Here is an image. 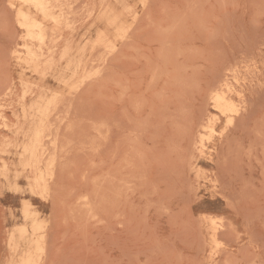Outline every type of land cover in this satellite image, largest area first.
<instances>
[{"label":"rangeland","instance_id":"374dc122","mask_svg":"<svg viewBox=\"0 0 264 264\" xmlns=\"http://www.w3.org/2000/svg\"><path fill=\"white\" fill-rule=\"evenodd\" d=\"M101 1L69 0L75 16L67 37L75 41L74 52L86 51L84 63L98 60L105 51L92 49L98 34L114 33L97 18ZM110 2L122 13L123 25L129 27L127 37L108 56L101 75L104 78L67 96L64 112L61 109L55 117V127L66 146L67 154L62 159L66 164L59 169L64 175L58 170L54 179L60 182H52V187L59 183L53 190L55 194L51 192L53 200L50 194L43 201L31 193L26 174L17 172V146L23 138L7 125L18 123L22 81L36 93L67 95V87L57 78L70 74H65L66 61L61 62L57 73L48 70L41 77L18 59L24 56V33L10 0H0V89L11 82L13 88V94L0 101V264H18L20 255L28 249V241L19 239L17 233L22 225L31 229V222L22 218L25 203L32 205L38 219L46 224L45 235L49 238L46 253L35 255L36 264H264V146L257 145L259 139L264 145V0ZM135 14L136 20L132 19ZM16 49L23 53L13 54ZM61 52L62 48L55 49L56 57ZM224 75L233 91L244 93L243 101H238L244 109L240 108L235 125L226 124L208 91ZM71 77L70 81L76 80ZM200 120H206V128ZM227 126L231 128L226 130ZM199 134L202 144H206L205 155L198 154L190 144ZM67 135L72 140H66ZM254 141L259 151L252 147ZM3 143L8 145L3 147ZM122 150L126 157H116ZM243 151H254L251 153L257 159ZM135 155L140 160L134 159ZM192 155L196 156L194 160ZM115 158L119 163L122 159L127 168L117 165ZM130 158L137 164H131ZM4 162L9 166L6 176L2 174ZM111 162L117 169L110 167ZM107 167L112 173L115 169L119 172L112 177L120 179L119 186L117 180L107 181L112 175ZM108 187H119L125 196L117 190L119 196L116 192L114 197L116 193ZM80 196L95 197L96 202L90 200L91 205L96 203L91 210L95 211L96 206L95 213L86 212ZM206 218H217L223 225L217 242H213V229Z\"/></svg>","mask_w":264,"mask_h":264},{"label":"bare ground","instance_id":"6f19581e","mask_svg":"<svg viewBox=\"0 0 264 264\" xmlns=\"http://www.w3.org/2000/svg\"><path fill=\"white\" fill-rule=\"evenodd\" d=\"M94 1V0H92ZM148 0H142V4H146ZM9 2V1H8ZM73 2V0H72ZM81 2V1H80ZM84 2V1H83ZM86 3V2H85ZM93 3V2H92ZM96 3V2H95ZM119 3V2H118ZM124 3V1H123ZM9 4V3H8ZM10 6H12V8L14 9V11L16 12V20L18 25L21 27L23 33H24V40H25V44H24V53L21 52L20 50H13L14 53L13 54H21L23 53L24 56H18V59L23 62L26 66L30 67V69L40 75L41 77H44L46 75V72L49 70L54 71V72H58L61 62L66 61V69H65V74L66 72H68L70 75H68V77L63 78L62 74L57 78L58 81L62 82L64 84L65 87H67L68 93L67 95L64 94H60L57 92H52V93H36V91L33 90V88L29 85V83L22 81V86L24 87L22 95H19L21 98V112L20 114L16 115L17 119H18V123H13L12 125L9 123V125H7L9 128L12 127V131L14 132L15 135H20L23 138V142L21 144H19L18 147V154L20 157V167L18 168L17 172L19 173H24L26 174V178L27 181L29 183V187H30V191L32 194L36 195L37 197L44 199L43 201H45L46 199L50 198V194L53 190H55L54 188L58 187L59 183L56 185H54V187H52V182H60L58 180H54L56 178V176L58 175V170L60 169V167H62L63 165H65L66 163L64 162V159L66 156L64 155L67 151H66V146L64 144H62V141L60 139L59 136V131L58 129L55 127V117L59 114L60 110L65 106V101L67 100V96H73L74 94H78L81 92V90H83V88L88 85L91 81H96V80H101L100 77L104 78L101 75L103 73V69H105L104 67L106 62L108 61V56L114 54L117 50L118 47V43L122 40H124L127 37V29L123 23H122V13L118 12L115 7L113 6L112 2H110V0H102L100 3V7L98 8V19L103 22L105 24V26L108 28V30H112L114 31L113 35L112 34H108L107 32H100L98 34L97 40L95 41V43L92 46V49L95 50H102L104 49V53L100 56V58L97 60H94L91 62H86L84 63L83 57L85 56L86 51H80V52H74L73 51V46H72V41H70V39L67 37V32L70 31L73 27V21L72 18L75 16L73 15L72 8H71V4L69 2V0H10ZM79 5V3H78ZM118 5V4H117ZM126 5V4H125ZM122 6H124L122 4ZM87 7V6H86ZM85 7V8H86ZM96 9V6H94ZM126 7V6H125ZM143 7V6H142ZM11 8V9H12ZM74 8V7H73ZM77 8V5H76ZM92 7L90 6L89 9H91ZM94 9V10H95ZM13 11V13H14ZM86 11V10H85ZM126 11V10H125ZM85 13V12H84ZM88 13V11H87ZM83 14V13H82ZM94 14V13H93ZM73 15V17H72ZM86 15V13H85ZM88 16V14H87ZM85 16V17H87ZM124 16V15H123ZM127 16V15H126ZM124 16V17H126ZM81 17V16H80ZM79 17V18H80ZM76 18V17H75ZM74 18V19H75ZM78 18V17H77ZM138 17L136 16V14L134 15V17L132 19L136 20ZM79 20V19H78ZM87 20V19H86ZM81 21V20H80ZM79 21V22H80ZM88 23V22H87ZM128 23V22H126ZM75 25V24H74ZM132 25V24H131ZM92 26V25H91ZM19 28V27H18ZM20 29V30H21ZM78 30V29H77ZM17 33V32H16ZM82 34V33H80ZM91 34V33H90ZM21 36V35H20ZM23 37V36H22ZM83 38V37H82ZM17 39V38H16ZM20 39V37H19ZM88 39V38H87ZM75 40V39H74ZM18 42V40H17ZM75 42V41H73ZM81 43V42H80ZM85 43V42H84ZM16 42L14 43V46ZM23 44V43H22ZM84 45V44H83ZM82 45V46H83ZM18 46V45H17ZM90 46V45H89ZM57 48H62V52L60 53L59 56L56 57L55 54V49ZM86 48V47H85ZM84 48V49H85ZM92 53V52H91ZM90 57V56H89ZM111 57V56H110ZM93 58V56L91 57ZM88 59V61H90ZM96 61V62H95ZM96 64V65H95ZM233 68V67H232ZM106 71V70H104ZM231 73V72H230ZM69 76H72L71 78H74L76 80H69ZM32 77V76H31ZM225 77V75H224ZM231 77V76H230ZM254 76H252L253 79ZM26 78V77H25ZM221 78V77H219ZM228 77H225L224 79H222L220 82H218L215 86H213L209 91L210 94V99L211 101L214 103V107L216 109V111L219 113L220 116L226 118V124L227 125H235L234 121L237 119L236 116H239L240 114V108H241V104H238L241 101H243V97H244V93L241 90H232L231 88H233V86H231L228 82ZM256 78V77H255ZM249 79V78H248ZM220 80V79H218ZM9 81H11V79H9ZM253 81V80H252ZM100 82V81H99ZM216 83V82H214ZM251 83V82H250ZM7 85L9 83H6ZM57 84H60L59 82H57ZM99 84V83H98ZM12 82L10 85L6 86L7 88H3L2 90L0 89V92L3 91L2 93H0V101L5 98V97H9L11 96V94H13V88L11 87ZM90 85V84H89ZM92 85V84H91ZM90 85V86H91ZM214 85V84H213ZM21 86V85H20ZM89 86V87H90ZM4 87V86H3ZM88 87V86H87ZM231 87V88H230ZM38 88V87H37ZM52 88V87H51ZM92 88V87H91ZM243 88V87H242ZM42 89V88H40ZM38 90V89H37ZM84 90H86V88H84ZM21 91V90H18ZM88 91V89H87ZM86 92V91H85ZM18 93V92H17ZM17 95V94H16ZM15 95V97H16ZM208 95V93H207ZM18 97V96H17ZM14 98V97H11ZM28 98H30V101L27 102ZM70 98V97H69ZM9 99V98H8ZM11 100V99H10ZM19 100V97H18ZM80 100V99H79ZM76 101V100H75ZM246 101V100H244ZM4 102V101H3ZM15 102V101H14ZM70 103V101H69ZM245 104H247L246 102H244ZM244 105V104H243ZM8 106V105H6ZM13 107V106H12ZM239 107V108H238ZM70 109V108H69ZM73 109V108H72ZM244 109V108H241ZM63 111V109H62ZM73 111V110H72ZM64 112V111H63ZM82 112V111H81ZM76 113V112H75ZM74 112H72L70 115H73ZM242 114V113H241ZM64 115V114H63ZM211 115V114H210ZM68 116V115H67ZM80 116V115H79ZM82 116V115H81ZM209 116V115H208ZM213 115H211L212 118ZM5 118L8 116H4ZM3 117V118H4ZM214 117V116H213ZM216 117V116H215ZM241 117V115H240ZM70 118V116H69ZM207 118V117H206ZM210 118V116H209ZM210 118V119H211ZM1 119V118H0ZM10 119V118H9ZM8 119V121H9ZM59 119V118H58ZM85 119V118H84ZM216 119V118H215ZM4 120V119H2ZM1 120V121H2ZM67 120V118H66ZM74 120V119H73ZM207 120V119H206ZM205 120V121H206ZM57 121V120H56ZM201 121V120H200ZM199 121V122H200ZM203 121V120H202ZM202 128H206L207 126L205 124H203L205 121H203ZM212 121V119H211ZM220 121V118H219ZM218 121V122H219ZM6 122V121H5ZM3 122V123H5ZM11 122V121H10ZM198 122V123H199ZM209 124L211 123L210 121H208ZM208 122L206 124H208ZM58 123V122H57ZM197 123V124H198ZM2 124V123H1ZM87 124V123H86ZM212 124V123H211ZM214 124V122H213ZM225 124V125H226ZM4 124H2L3 126ZM60 125V124H59ZM72 125V124H71ZM5 126V125H4ZM11 126V127H10ZM66 126V125H64ZM85 127V125H83ZM104 126V125H102ZM210 126V125H209ZM208 126V127H209ZM212 126V125H211ZM99 127V125L97 126ZM105 127V126H104ZM110 127L109 125H107V129L109 130ZM228 127V126H227ZM234 127V126H233ZM72 129H76L73 127H69ZM95 128V127H94ZM115 128V127H114ZM210 128V127H209ZM226 128V126L224 127ZM231 127H228L226 130H228ZM8 129V128H6ZM67 129V128H66ZM85 129V128H84ZM96 129V128H95ZM101 129V128H99ZM104 129V128H103ZM111 129V127H110ZM211 129H214L211 127ZM71 130V129H70ZM77 130V129H76ZM106 130V128H105ZM107 130V131H108ZM112 130V129H111ZM66 131V130H64ZM98 131V129H97ZM96 130L95 132L98 133ZM113 131V130H112ZM225 131V130H224ZM223 131V132H224ZM75 132V131H73ZM85 132V131H84ZM89 132V131H88ZM86 132V134L88 133ZM222 132V133H223ZM65 133V132H64ZM69 133V131H68ZM72 133V131H71ZM104 133V132H103ZM199 133V132H198ZM215 133V132H214ZM226 133V132H225ZM264 133V132H263ZM93 134V133H92ZM99 134V133H98ZM105 134H108V132H105ZM112 134V133H111ZM224 134V133H223ZM262 134V132H261ZM13 135V134H12ZM76 135V133H75ZM91 135V134H90ZM89 135V136H90ZM104 135V134H103ZM200 135V134H199ZM213 135V134H212ZM4 136V134H3ZM2 136V138H4ZM70 136V135H69ZM78 136V135H77ZM101 136V134L99 135ZM109 136V134H108ZM111 136V135H110ZM116 136V134H115ZM197 136V135H196ZM195 136V137H196ZM224 136V135H223ZM262 136H264L262 134ZM6 137V136H5ZM66 137V136H65ZM198 137V136H197ZM194 138L197 139L195 141H191L190 144H194V147L196 148L195 150L198 152V154H202L205 155V147L203 146L201 139H202V135H200V137H198L200 140H198V138ZM206 137V135H205ZM68 138V135L67 137ZM88 138V137H87ZM97 138V136L95 137ZM114 138V137H113ZM193 138V136H192ZM260 138V137H259ZM263 138V137H262ZM1 139V138H0ZM10 139V138H9ZM9 139H6L9 141ZM70 138L66 139L69 141ZM76 139V138H74ZM98 139V138H97ZM112 139V138H111ZM204 139V138H203ZM5 140V141H6ZM12 140V138H11ZM72 140V139H70ZM91 140V139H90ZM96 140V139H95ZM100 140V139H99ZM115 140V138L113 139ZM193 140V139H192ZM80 141V139H79ZM116 141V140H115ZM253 141V140H252ZM260 141V139H259ZM257 143V145L259 144V147H263V144ZM48 142V143H47ZM81 142V141H80ZM95 142V141H94ZM129 142V141H128ZM64 143V142H63ZM78 143V142H77ZM93 143V140H92ZM91 143V144H92ZM100 143V142H99ZM105 143V142H102ZM109 143V142H108ZM125 143H127V141H125ZM256 144V141H254L252 143ZM264 143V142H263ZM84 144V143H83ZM110 144V143H109ZM123 142L120 144L119 146L122 145ZM254 144V145H255ZM8 145V144H5ZM3 143V147L5 146ZM69 145V144H68ZM206 145V144H204ZM251 145V144H249ZM254 145L252 147H254ZM11 146V145H10ZM73 146V145H72ZM71 146V147H72ZM85 146V145H84ZM188 146H192L189 145ZM242 146V145H241ZM2 147V144H1ZM2 147V149H3ZM106 146L104 145L101 148L104 150ZM114 147V146H113ZM73 148V147H72ZM71 148V149H72ZM80 148V147H79ZM91 148V147H90ZM99 148V149H100ZM183 148V147H182ZM255 148V147H254ZM253 148V149H254ZM257 148V147H256ZM255 150H258V148ZM78 149V148H77ZM89 150V147L87 148ZM119 149V148H118ZM189 149V148H187ZM193 149V147H192ZM251 149V150H253ZM264 151V148H262ZM75 150V149H74ZM80 150V149H79ZM97 150V147H96ZM108 150V149H107ZM190 150V149H189ZM249 150V149H248ZM1 151V148H0ZM83 151V150H82ZM110 151V150H109ZM126 151V150H124ZM185 151V150H184ZM193 151V150H192ZM210 151V150H209ZM259 151V150H258ZM2 152V151H1ZM0 152V153H1ZM70 152V151H69ZM72 152V151H71ZM74 152V151H73ZM72 152V153H73ZM100 152V150H99ZM107 152V151H106ZM112 152V151H111ZM186 152V151H185ZM188 152V151H187ZM195 152V151H194ZM244 153H247L248 151H243ZM254 152V151H251ZM249 153L252 154V157L254 156L253 153ZM257 156H258V152L255 151ZM94 153H97L96 151H94ZM103 153V152H102ZM118 154H116V157H126L125 152H117ZM119 153H123L121 154V156L119 155ZM67 154V153H66ZM193 154V152H192ZM197 154V156H198ZM264 156V153H262ZM5 155V154H4ZM75 155V154H74ZM101 155V152L99 154V156ZM194 155V154H193ZM193 155L191 156L192 159L195 157H193ZM196 155V154H195ZM76 156V155H75ZM138 156V155H137ZM183 156V155H182ZM190 156V155H188ZM245 156H247L245 154ZM250 156V155H249ZM69 157V156H68ZM73 157V156H72ZM96 157V156H94ZM131 157V156H129ZM140 157V156H138ZM199 157V156H198ZM202 157V156H201ZM204 157V156H203ZM213 157V156H212ZM211 157V158H212ZM248 157V156H247ZM251 157V156H250ZM256 158V155L254 156ZM101 158V157H100ZM118 158H115V160H119ZM186 158V157H185ZM210 158V159H211ZM240 158H242L240 156ZM249 158V157H248ZM106 159V158H105ZM134 159H138L135 158ZM131 159L130 158V162L132 164V162L136 163V160ZM190 159V157L188 158ZM192 159L191 162H192ZM193 159V160H194ZM250 159V158H249ZM253 159V158H252ZM257 159V158H256ZM110 160V159H109ZM116 160V161H117ZM125 160V159H124ZM128 160L126 159V162L128 164ZM133 160V161H132ZM251 160V159H250ZM69 161V160H68ZM72 161V160H71ZM102 161V160H101ZM241 161V160H240ZM257 161V160H256ZM108 162V161H107ZM106 162V163H107ZM129 162V164H130ZM190 162V163H191ZM98 163V162H97ZM122 165V167H126L127 165L125 164V162H122V159L120 161ZM120 163L117 161V165H120ZM68 164V163H67ZM99 164V163H98ZM111 166L110 167H115L113 166V162H111ZM125 164V165H124ZM137 164V163H136ZM252 164V163H251ZM71 165V164H70ZM108 163L105 165L107 166ZM250 165V164H249ZM69 166V165H68ZM109 166V165H108ZM121 166V165H120ZM119 166V167H120ZM138 165H136L137 167ZM187 166V165H186ZM251 166V165H250ZM263 166V165H262ZM67 167V166H65ZM71 167V166H70ZM68 167V168H70ZM99 167V166H98ZM194 167V166H192ZM3 170H2V174L4 176L7 175V173L9 172V166L6 162L3 163L2 166ZM108 171L110 172L109 167ZM133 168V166H132ZM142 168V167H141ZM253 168V167H252ZM101 169V168H100ZM115 169V168H114ZM117 169V166H116ZM115 170H113L114 172L112 173V171L110 172L112 175H110V173H106L110 178H108V176H106L105 173H103V176L105 178H108L107 181L108 182H113L114 180L116 181L117 179H113V175H115ZM138 168H136L137 170ZM200 169V168H199ZM61 170V169H60ZM59 170V174H63L64 173L62 171ZM102 170V169H101ZM136 170H134L135 172H137ZM192 170V168L190 169ZM107 171V170H106ZM107 171V172H108ZM133 171V170H132ZM185 171V170H184ZM264 171V170H263ZM103 172V170H102ZM206 172V171H205ZM251 172V171H250ZM253 172V171H252ZM97 173V171H96ZM128 173V172H126ZM134 173V172H133ZM210 173V172H208ZM213 173V172H212ZM60 174V175H61ZM101 174V173H100ZM191 174V172H190ZM207 174V173H206ZM120 175V174H118ZM117 175V177H118ZM127 175V174H126ZM140 175V174H139ZM205 175V174H204ZM211 175V174H210ZM97 176V175H96ZM207 176V175H206ZM205 176V177H206ZM102 177V174L101 176ZM103 177V178H104ZM116 177V175H115ZM120 177V176H119ZM211 177V176H210ZM102 178V179H103ZM104 178V179H105ZM127 178V177H125ZM200 178V177H199ZM198 178V179H199ZM95 179V178H94ZM100 180L101 182H103L104 180ZM124 179V177H123ZM211 179V178H210ZM264 179V178H263ZM54 180V181H53ZM106 180V179H105ZM120 179L117 180V186H119L118 184H120L118 181ZM127 180V179H125ZM125 180H121L123 182H125ZM204 180V179H203ZM220 180V179H219ZM96 181V179H95ZM190 181V180H189ZM100 182V183H101ZM122 182V183H123ZM193 182H195V180H193ZM206 182V181H205ZM219 182V181H217ZM114 183V182H113ZM198 182H195V184ZM98 184V183H97ZM107 184V183H106ZM127 184V183H126ZM129 184H131L129 182ZM127 184V185H129ZM220 185V183H218ZM113 186V184H111ZM116 185V184H115ZM122 185V184H121ZM120 185V187H121ZM126 185V187H128ZM215 185V184H212ZM211 185V186H212ZM98 186V185H97ZM96 186V188H97ZM100 186V185H99ZM103 186V185H102ZM221 187V186H220ZM94 188H95V184H94ZM93 188V190H94ZM100 188V187H98ZM102 188V187H101ZM110 190L111 188L108 187ZM105 189V188H104ZM108 189V190H109ZM113 189H116L115 186L113 187ZM111 190V193H118L117 190H121L119 187L117 188V190ZM214 189V187H213ZM57 190V189H56ZM226 190V189H225ZM97 191V189H96ZM125 192L128 191V189L124 190ZM54 192V191H53ZM91 192V191H89ZM100 192V190H99ZM122 191H120L121 194ZM129 192V191H128ZM133 192V191H132ZM136 192V191H135ZM94 193V192H92ZM98 193V192H97ZM105 196H108L107 192H105ZM117 193L114 195V197L117 195ZM123 195L125 196L124 192H122ZM131 193V191H130ZM216 193V192H215ZM231 193V192H230ZM55 194V192L53 193ZM51 194V200H53V195ZM94 195V194H93ZM95 195H97L95 193ZM100 197L103 198V194L100 193ZM123 195H121V199H123ZM78 196V195H77ZM110 193H109V197H110ZM119 196V193H118ZM117 196V198H118ZM82 201H81V205L87 208L86 212H93L92 210V206L94 204H90L91 201L95 200V197L93 198L94 200L88 198L87 196H80ZM79 197V198H80ZM98 197V195H97ZM113 197V198H114ZM119 197V198H120ZM105 198V197H104ZM108 198V197H107ZM115 198V199H117ZM98 199V198H96ZM120 199V200H121ZM78 200V199H77ZM76 200V201H77ZM91 200V201H90ZM103 199H99V201L101 202ZM105 200V199H104ZM103 200V202H104ZM119 200V201H120ZM230 200V199H229ZM108 201V199H107ZM231 201V200H230ZM234 201V200H233ZM52 202V201H51ZM96 202V201H94ZM112 202V201H111ZM117 202V201H115ZM108 202H106L107 204ZM110 203V202H109ZM123 203V202H122ZM75 205V204H74ZM76 206V205H75ZM111 206V205H110ZM112 207V206H111ZM104 208V207H103ZM114 208V207H113ZM75 211V208H73ZM77 209V208H76ZM82 209V208H81ZM93 209H95L96 211V206L93 207ZM110 209V208H109ZM107 210V209H106ZM114 210V209H113ZM94 211V213H95ZM73 212V211H72ZM78 212V211H77ZM71 213V212H70ZM76 213V212H75ZM110 213V212H109ZM240 214V213H239ZM38 213L33 211L32 209V205L25 203L24 205V209H23V217L25 221H30L31 222V229H27V227L25 225H22L18 228L17 233H18V237L19 239H23V240H27L28 241V249L22 254L20 255V262L18 264H36L35 261V255L37 253H46L45 249H46V244H47V238L48 236L45 235V231H46V224L38 219ZM74 215V214H73ZM91 215V214H90ZM100 216L102 217V214H100ZM79 217V216H78ZM96 217V216H95ZM206 217V216H205ZM210 217V216H209ZM213 217V216H211ZM100 219V218H99ZM207 223L210 224L212 226L213 229V235H212V239L213 242H217L218 239V233H219V228H222L223 225H220L218 222L217 218H206ZM79 220V219H78ZM102 220V219H101ZM222 220V219H221ZM246 220V219H245ZM248 220V219H247ZM224 221V220H223ZM227 221V220H226ZM79 222V221H78ZM222 222V221H220ZM228 223V222H227ZM51 224V221H50ZM251 224V223H250ZM53 225V224H52ZM230 225V224H229ZM228 225V227H230ZM232 225V224H231ZM28 226V225H27ZM250 226V225H249ZM227 227V228H228ZM233 227V225L231 226ZM230 227V228H231ZM205 228V227H204ZM250 228V227H249ZM247 228V229H249ZM51 230V229H50ZM206 230V229H205ZM222 230V229H221ZM224 230V229H223ZM222 230V231H223ZM231 229H229L230 231ZM235 229H233L232 231H234ZM49 231V230H48ZM228 231V232H229ZM221 232V231H220ZM49 233V232H47ZM234 233V232H232ZM220 234V233H219ZM27 235H29V238H27ZM48 235V234H47ZM223 235V234H222ZM233 235V234H232ZM235 235V234H234ZM50 236V235H49ZM231 236V235H230ZM239 236V235H238ZM219 239H222V236H219ZM12 240H15V235L12 236ZM49 240V238H48ZM222 241V240H221ZM220 242V241H219ZM238 242V241H237ZM223 243V241H222ZM206 244V243H205ZM224 244V243H223ZM215 245V243H214ZM232 245V244H231ZM223 246V245H222ZM221 245H219V247L221 248V250L224 248H222ZM210 249H213L212 247ZM216 247H215V251H216ZM226 249V248H225ZM220 249L218 251H221ZM224 251V249H223ZM211 252V251H210ZM209 252V253H210ZM218 253V252H217ZM220 254V253H218ZM224 254V253H223ZM221 255V254H220ZM225 255V254H224ZM213 256V255H211ZM223 256V255H222ZM214 257V256H213ZM216 258V257H215ZM19 259V258H18ZM19 261V260H18ZM17 263V262H16ZM15 263V264H16Z\"/></svg>","mask_w":264,"mask_h":264}]
</instances>
